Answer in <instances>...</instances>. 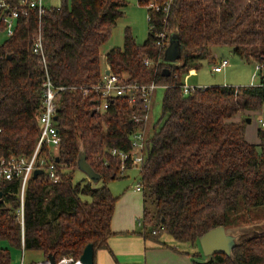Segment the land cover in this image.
Segmentation results:
<instances>
[{
	"label": "trees",
	"instance_id": "trees-1",
	"mask_svg": "<svg viewBox=\"0 0 264 264\" xmlns=\"http://www.w3.org/2000/svg\"><path fill=\"white\" fill-rule=\"evenodd\" d=\"M7 2L12 7L18 4ZM126 4L60 0L41 16L33 10L17 18L14 33L0 41V158L33 154L47 77L56 86L68 87L58 103L59 150L54 154L48 147L42 149V155L56 163L61 178L52 182L41 174L30 179L24 227L17 213L21 179L0 178V264H13L10 247L40 251L45 258L52 254L56 262L64 257L79 260L89 243L95 255L98 249L109 248L118 197L108 181L122 174L121 159L111 151L131 149L132 135L145 128L146 109L141 99L133 104L115 97L101 110L92 86L104 70L101 48ZM152 16L144 43L136 42L127 30L123 47L106 54V67L129 81L167 85L163 125L148 133L140 168L144 230L138 233L159 240L166 232L201 247L205 232L237 225L245 214L250 217L254 208L264 205V126L259 127L256 142L246 138L247 116L264 107V0H173L167 15L154 11ZM164 32L177 33L184 45L180 65L164 59L168 44H158V34ZM39 35L46 63L33 51ZM222 45L263 66L259 82L202 86L184 94L182 72L201 67L202 60L215 53L214 47ZM146 58L153 64L147 65ZM166 68L170 74L164 73ZM82 150L100 174L104 183L100 188L89 178L75 181ZM130 167L127 161L126 168ZM149 200L154 211L147 207ZM236 234L238 245L231 256L216 253L206 255L205 261L192 258L190 264H264V231Z\"/></svg>",
	"mask_w": 264,
	"mask_h": 264
},
{
	"label": "rangeland",
	"instance_id": "rangeland-1",
	"mask_svg": "<svg viewBox=\"0 0 264 264\" xmlns=\"http://www.w3.org/2000/svg\"><path fill=\"white\" fill-rule=\"evenodd\" d=\"M51 4L59 5L58 0H48ZM126 5L123 7V15L117 19L115 26L113 27L111 36L109 40L101 48L103 60V68L107 71L110 69L106 67V54L113 47H123L125 43L126 31L129 30L134 36L136 42L144 43L149 36V21H148V8L144 5H141L138 0H125ZM7 37L6 32L3 30L0 32V41L5 40ZM218 49H215L211 57L202 60V66L198 69L192 71H184L181 74L182 82L186 83L189 86H210V85H234V86H244L250 85L253 83H258L260 80V71L257 69L255 62L248 58L247 56L239 55L233 53L231 48L228 45L217 46ZM217 55L215 62L212 60L214 55ZM226 58L229 63L228 66L221 72L213 71V68L217 63H220L222 59ZM174 64L180 65L181 61H173ZM215 64V65H214ZM103 70V72H104ZM165 87L160 86L156 89L153 96L151 107L148 113V119L145 122V129L147 133L152 134L153 127L160 129L163 125V121L160 120L162 116V101L165 94ZM249 113V112H248ZM247 116L250 118V121H247L246 127V138L251 142H256L257 131L261 126L260 118L264 119V107L258 113H251ZM75 181L85 182L88 179L87 173L79 168L74 170ZM141 181L140 168L139 167H130L127 168L123 174L118 175L116 178H112L108 181L109 188L112 193L118 197V203L116 214H121L124 211V204L121 203L124 198L127 199H140L143 196L142 191H136L135 188L137 184ZM102 180L94 182L93 185L96 188H100L103 185ZM125 200V199H124ZM147 207L149 210L154 211V204L151 200L148 201ZM246 216L249 214H245ZM242 217L241 221L234 226L227 228L228 231L232 233H239L244 231H254V230H263L264 231V205L254 208L250 217ZM140 218L143 219V211L141 210ZM139 226L138 231H143L141 225ZM161 243H155L153 239H148L147 246L151 247L153 245H167L171 249H168L173 255L178 256L179 263L181 264H190L192 258H195L200 261H205L207 259L206 255L202 253L200 245H191L189 242L179 241L175 239L172 235L164 232L160 236ZM176 247L177 250H174ZM13 257V264H21L22 258L24 264H28L32 260L41 261L43 259V254L40 251H25L22 248L10 247ZM168 251L161 250H148V256L150 258L147 260V263L152 261L160 262L165 257H167ZM39 263V262H38Z\"/></svg>",
	"mask_w": 264,
	"mask_h": 264
},
{
	"label": "built area",
	"instance_id": "built-area-1",
	"mask_svg": "<svg viewBox=\"0 0 264 264\" xmlns=\"http://www.w3.org/2000/svg\"><path fill=\"white\" fill-rule=\"evenodd\" d=\"M60 2V0H58ZM141 5L148 8V20H152V13L154 11L162 12L168 14L171 9V4L173 0H165L164 2H159L156 0H138ZM55 4H51L48 0H18V4L11 6L7 0H0V26L8 36L14 33V28L16 24V19L20 16L27 15L30 11H36L40 16ZM159 40L158 44L165 46L169 44L170 35L168 33L158 34ZM33 51L39 54L44 63H46V58L44 54L42 37L39 35L34 43ZM147 65L153 64L149 58L145 59ZM229 61L224 58L214 66L213 71L221 72L228 66ZM263 66L257 65V69H262ZM167 85H161L156 82H151L149 84H141L136 81H129L128 77L125 75L117 74L109 69V73L104 70L102 77L98 83L92 86V89L96 91L100 96L99 107L101 110H106L110 106V101L115 97H126L130 103L135 104L137 100L141 99L144 109H146V114L144 116V121L148 119V113L151 107V102L155 91L158 87ZM44 95L43 104L41 108V113L39 116L40 120V136L36 145V148L31 156H15L11 155L8 157L0 158V178L5 180H11L15 177L21 179V200L22 204L18 210V218L24 227V195L28 182L33 178L34 171L38 168L44 170L42 175L52 181L58 182L61 178V174L58 171L55 162H49L46 155H42L43 147H48L50 152L57 154L59 147L62 142V136L56 125V116L58 111V103L63 90L67 89V86H56L53 84L52 79L47 77L44 82ZM202 87L199 86H189L186 83L182 84L181 88L184 94L190 93L195 88ZM85 90V94H87ZM137 122L141 121L142 118L135 117ZM261 125L264 126V119L260 118ZM147 139L148 133L145 128H142L132 135V147L129 151H120L118 149H113L111 151L113 156L119 157L121 159V173L126 171V162L130 161L132 167L141 168L142 163L145 158L147 151ZM137 190H143V185L141 183L137 184ZM139 224L143 225V220L139 219ZM24 243V242H23ZM79 260H74L73 258L64 257L56 264H78ZM21 264H24L23 258ZM38 264H51L50 262H39Z\"/></svg>",
	"mask_w": 264,
	"mask_h": 264
},
{
	"label": "crops",
	"instance_id": "crops-1",
	"mask_svg": "<svg viewBox=\"0 0 264 264\" xmlns=\"http://www.w3.org/2000/svg\"><path fill=\"white\" fill-rule=\"evenodd\" d=\"M135 190L142 191L137 190V188ZM125 196L126 194H124L121 203V207L124 204L123 213L116 214L115 210L113 215L111 227L114 234L109 238V248L97 250L95 264H181L178 256L173 255L168 250L171 249L169 246L159 245L160 239L154 240L155 243L159 244L147 246L148 239L138 233V225H140L138 220L141 219V210L144 211V198L141 196L140 199L136 200L124 198ZM149 249L168 251L165 252L167 257L160 262L151 260L150 263H147L150 258L147 254ZM174 250H177L176 247ZM46 260L47 258L43 257L39 262H46Z\"/></svg>",
	"mask_w": 264,
	"mask_h": 264
},
{
	"label": "water",
	"instance_id": "water-1",
	"mask_svg": "<svg viewBox=\"0 0 264 264\" xmlns=\"http://www.w3.org/2000/svg\"><path fill=\"white\" fill-rule=\"evenodd\" d=\"M183 54L184 45L180 42L178 34L173 32L170 35L169 44L165 49L164 59L166 61L173 62L180 60ZM106 72L109 73V69H107ZM164 73L170 74V70L166 68L164 69ZM95 111L96 110H93V112ZM247 121L249 122L250 118H247ZM56 161H59V158H56ZM78 168L87 173L89 180L93 182L100 180V174L97 173L88 163L84 150H82L79 155ZM43 172L44 170L41 168L36 169L34 171L33 178H37L39 175L43 174ZM1 197L2 192H0V198ZM238 240L239 235L228 231L224 225L216 226L200 236V244L205 255L223 253L231 256L233 249L238 245ZM80 261L84 264H95V250L92 243H89L85 247L80 257ZM46 262H50L51 264L57 263L55 257L52 254H49Z\"/></svg>",
	"mask_w": 264,
	"mask_h": 264
},
{
	"label": "bare ground",
	"instance_id": "bare-ground-1",
	"mask_svg": "<svg viewBox=\"0 0 264 264\" xmlns=\"http://www.w3.org/2000/svg\"><path fill=\"white\" fill-rule=\"evenodd\" d=\"M78 264H84L83 262H79Z\"/></svg>",
	"mask_w": 264,
	"mask_h": 264
}]
</instances>
